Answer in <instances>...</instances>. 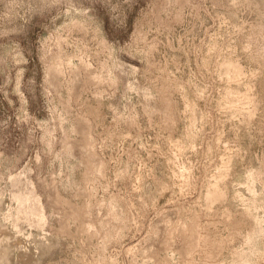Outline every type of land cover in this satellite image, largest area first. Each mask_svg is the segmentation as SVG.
I'll return each mask as SVG.
<instances>
[{"label":"rangeland","instance_id":"rangeland-1","mask_svg":"<svg viewBox=\"0 0 264 264\" xmlns=\"http://www.w3.org/2000/svg\"><path fill=\"white\" fill-rule=\"evenodd\" d=\"M0 264H264V0H0Z\"/></svg>","mask_w":264,"mask_h":264}]
</instances>
